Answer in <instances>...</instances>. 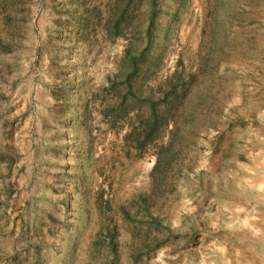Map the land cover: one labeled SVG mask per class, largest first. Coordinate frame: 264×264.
<instances>
[{
	"label": "rangeland",
	"instance_id": "rangeland-1",
	"mask_svg": "<svg viewBox=\"0 0 264 264\" xmlns=\"http://www.w3.org/2000/svg\"><path fill=\"white\" fill-rule=\"evenodd\" d=\"M0 264H264V0H0Z\"/></svg>",
	"mask_w": 264,
	"mask_h": 264
},
{
	"label": "bare ground",
	"instance_id": "bare-ground-1",
	"mask_svg": "<svg viewBox=\"0 0 264 264\" xmlns=\"http://www.w3.org/2000/svg\"><path fill=\"white\" fill-rule=\"evenodd\" d=\"M256 230V229H255Z\"/></svg>",
	"mask_w": 264,
	"mask_h": 264
}]
</instances>
